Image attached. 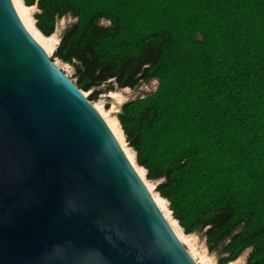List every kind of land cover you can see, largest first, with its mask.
I'll use <instances>...</instances> for the list:
<instances>
[{
    "label": "trees",
    "instance_id": "trees-1",
    "mask_svg": "<svg viewBox=\"0 0 264 264\" xmlns=\"http://www.w3.org/2000/svg\"><path fill=\"white\" fill-rule=\"evenodd\" d=\"M22 2L74 19L53 57L89 101L156 81L116 114L136 164L217 264H264V0Z\"/></svg>",
    "mask_w": 264,
    "mask_h": 264
},
{
    "label": "water",
    "instance_id": "water-1",
    "mask_svg": "<svg viewBox=\"0 0 264 264\" xmlns=\"http://www.w3.org/2000/svg\"><path fill=\"white\" fill-rule=\"evenodd\" d=\"M0 264H196L11 0H0Z\"/></svg>",
    "mask_w": 264,
    "mask_h": 264
},
{
    "label": "bare ground",
    "instance_id": "bare-ground-1",
    "mask_svg": "<svg viewBox=\"0 0 264 264\" xmlns=\"http://www.w3.org/2000/svg\"><path fill=\"white\" fill-rule=\"evenodd\" d=\"M11 1L13 3L14 9L19 19L21 20L27 32L37 42V44L46 52L49 58L52 57L54 50L56 49V46L59 43V40H57L54 37V35L45 37L36 29V27L34 26V20L32 19L30 14L31 7L25 6L22 0H11ZM54 65L57 66L56 64ZM83 95L85 96L86 94L83 93ZM110 95L112 97L116 96L113 93H111ZM94 108L99 113L101 118L105 121L109 130L112 132L119 146L121 147L123 153L125 154L129 162L133 166L134 170L136 171V173L138 174V176L146 186L157 208L161 211L165 220L168 222L169 226L171 227V229L173 230V232L175 233L176 237L179 239L181 244H183L187 248V252L191 256V258L195 261L196 264H207V261L204 260L203 258L200 259V262H198L194 258L195 252L193 251V245L190 237H187L185 236V234L182 233L179 225L172 218L170 210H168L167 208L166 201L162 199L160 196L156 194L154 195L155 189H153V185L149 183L145 178V170L142 167L136 165L133 152H131L130 149L124 144L123 134L121 129L119 128L118 121L114 117L104 116V111L102 109L103 107L101 108L99 105H94Z\"/></svg>",
    "mask_w": 264,
    "mask_h": 264
},
{
    "label": "rangeland",
    "instance_id": "rangeland-1",
    "mask_svg": "<svg viewBox=\"0 0 264 264\" xmlns=\"http://www.w3.org/2000/svg\"><path fill=\"white\" fill-rule=\"evenodd\" d=\"M36 11L37 10H36L35 6H31L30 14H31V17L33 20H34L33 14ZM73 23H74V19L71 17H68V16L58 20L56 23L55 29H54V33H53L54 37L57 40H59V37H60L61 33L63 32V30ZM101 24L106 25L107 23L105 21H101ZM54 52H55V50H54ZM50 60L53 62V64L57 65L56 66L57 68H59L68 78H70L74 82L73 70L70 66H68L67 64H63L62 62H60L59 60L54 58L53 55H52V57H50ZM156 86H157L156 81H152L149 84L140 85L135 90H129V89L118 90V89H115L111 92H106L102 95H99L97 100L90 101V103L93 105V107H94V105H99L101 108L103 107L102 109L104 111V116H111V117H114L116 119V114L119 111L122 104H124L127 101H131V100H134L136 98H143L146 95L151 94L152 92H154ZM111 93L115 94L116 96L112 97L110 95ZM88 95H89V93H88ZM85 96H87V94ZM118 125H119V123H118ZM119 128H120V125H119ZM123 139H124V135H123ZM124 144L129 148V146L125 142V139H124ZM130 151L133 152L131 149H130ZM134 158H135V156H134ZM147 181L153 185V189H155V187L159 183V182L150 181V180H147ZM155 194L158 195L156 192L154 193V195ZM166 205H167V208L169 210V204L167 203V201H166ZM170 213H171V211H170ZM171 216H172V214H171ZM177 224H178V222H177ZM180 229H181L182 233L184 234L181 227H180ZM185 236L190 237L192 245H193V251L195 252L194 258L198 262H200V259L203 258L204 260L207 261V264H217V262H216L217 258L214 255L208 253L202 235L189 234V235H185ZM185 249L187 250L186 247H185ZM248 252H249L248 250L245 251L242 254V256L239 257L235 262H232L229 264H246V257L248 255Z\"/></svg>",
    "mask_w": 264,
    "mask_h": 264
}]
</instances>
